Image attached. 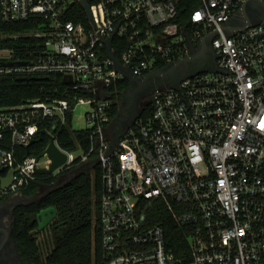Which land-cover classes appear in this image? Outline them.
I'll return each instance as SVG.
<instances>
[{"label":"built area","instance_id":"built-area-1","mask_svg":"<svg viewBox=\"0 0 264 264\" xmlns=\"http://www.w3.org/2000/svg\"><path fill=\"white\" fill-rule=\"evenodd\" d=\"M185 1L192 8L181 18ZM249 1L0 0L4 24L42 21L39 31L8 36L26 43L0 50V78L60 76L64 83L68 76L74 94L73 104L47 98L0 108V196L21 197L42 172L59 177L91 162L101 173L106 264H264V25L242 30L238 17ZM204 43L216 71L156 90L151 117L138 118L114 144L109 89L195 62ZM79 106L89 108L87 153L57 142L63 128L73 129ZM44 126L67 157L54 173L46 151L17 156ZM150 203L184 229L181 259L164 227L149 224Z\"/></svg>","mask_w":264,"mask_h":264},{"label":"trees","instance_id":"trees-1","mask_svg":"<svg viewBox=\"0 0 264 264\" xmlns=\"http://www.w3.org/2000/svg\"><path fill=\"white\" fill-rule=\"evenodd\" d=\"M191 8L192 5L185 1L180 17H187ZM41 22L40 19L33 18L17 24H4L0 17V50L20 49L26 42L10 39L8 36L39 31ZM30 41L34 42L32 39ZM20 79L18 76L0 78V108L20 105L29 100L45 101L47 98L66 99L73 104L74 94L60 76H50L48 80H38V77H30L27 81ZM128 90L127 82L109 89L113 98L110 110L112 120L119 114L122 93H127ZM82 94L84 93H80ZM150 117L151 105L143 111L140 119L146 121ZM44 129L45 126L29 153L25 149L16 150L20 161L28 156L43 157L50 143L49 137L42 134ZM89 137L88 131H75L68 125L58 134L57 142L66 151L87 153L90 147ZM78 168L80 167L76 169ZM91 169L95 172L94 177L87 172L79 173L63 185L52 189L49 187L60 177L74 170L59 177H53L44 171L40 174V179L23 193L22 196L26 198L37 195L40 197L37 202L17 207L14 213L13 238L25 264H106L98 222L101 173L99 165H94ZM42 187H47V190H41ZM49 208L56 209L57 218L49 226L51 247L44 251L36 238L42 232L38 230L37 216L42 210ZM148 216L150 225L161 224L164 227L168 247L181 259L182 251H187L188 248L184 229L178 228L172 222L160 203H150Z\"/></svg>","mask_w":264,"mask_h":264},{"label":"flooded vegetation","instance_id":"flooded-vegetation-1","mask_svg":"<svg viewBox=\"0 0 264 264\" xmlns=\"http://www.w3.org/2000/svg\"><path fill=\"white\" fill-rule=\"evenodd\" d=\"M244 9L250 25L261 24L264 21V6L259 2L247 3L244 5ZM241 17H238L240 22ZM213 54L214 51L207 43L205 56L198 58L195 62H183L176 69L166 70L164 74H150L144 82H141L138 78L131 77L129 90L127 95H125L127 97L124 100L123 98L121 99L119 114L111 126L115 131L111 134L112 137L120 136L128 127L135 123L136 118L140 117L143 111L151 105L152 97L156 90L171 88L172 85L189 76L195 67L213 65ZM39 199L38 195L31 198L0 196V264H25L13 238L14 213L17 207L29 205L30 201L35 200L37 202Z\"/></svg>","mask_w":264,"mask_h":264},{"label":"water","instance_id":"water-1","mask_svg":"<svg viewBox=\"0 0 264 264\" xmlns=\"http://www.w3.org/2000/svg\"><path fill=\"white\" fill-rule=\"evenodd\" d=\"M259 2L260 4H262L264 6V2L261 0H251L247 3H251V2ZM247 3H245L244 5H246ZM244 5L241 9L240 15L243 17V21H245V26L242 27V30L245 29L247 26H249L250 24L248 23V17H247V13L244 9ZM264 25V21L261 23ZM206 48V43H204L203 45V50H205ZM191 59H184L183 62H190ZM181 64V63H180ZM216 71V67L214 65H210V66H205V67H195V69L190 73V76H194L197 73H203V72H215ZM164 74L165 71H154L151 74ZM49 78H38V80H48ZM21 81H27L29 80V78H21ZM71 82L70 77L65 76L64 77V83H68ZM179 82H177L176 84L172 85L171 88H176L178 87ZM127 96H123V100L126 98ZM140 118L137 117L136 120ZM127 130V129H126ZM125 130V131H126ZM125 131L118 137L114 138V144L118 142V140L120 139V137L125 133ZM111 132H115L113 129ZM42 134H45V132H42ZM36 143V140L32 141V143L30 144L29 147L26 148L27 152L29 153V150L31 148L32 145H34ZM46 155L48 156V158L51 160V166L49 169L50 173H54L57 169H59L60 167H62L67 160V157L65 154L61 153L58 148L55 146V143L53 141V139L50 140V144L46 150ZM5 170H0V173L4 172ZM57 218V211L54 208H49L46 210H42L38 216V222L39 224V231L44 230L46 227L49 226L50 223H52L55 219Z\"/></svg>","mask_w":264,"mask_h":264},{"label":"rangeland","instance_id":"rangeland-1","mask_svg":"<svg viewBox=\"0 0 264 264\" xmlns=\"http://www.w3.org/2000/svg\"><path fill=\"white\" fill-rule=\"evenodd\" d=\"M122 102H120L121 105ZM87 111H89V108L86 106H79L76 109L75 115H74V125H73V129L75 131H83L86 130L87 128V124L85 122V114L87 113ZM91 165L92 163H87L84 164L82 166H80V168L74 170L71 173H68L62 177H60L58 179V181L52 185L51 187H49V189H52L54 187H58L63 185L65 182H68L69 180H71L73 177H75L76 175H78L79 173H90L93 177L95 176V172L94 170L91 169ZM12 182V172H9L5 177L2 178V185L3 186H9ZM47 190V187H42L41 190ZM35 202V200L30 201L28 204ZM27 204V203H25ZM36 238L38 239V242L40 243L42 249L45 251L46 249H49L51 247V234L49 231V227H46L44 230H42V232L36 236Z\"/></svg>","mask_w":264,"mask_h":264},{"label":"crops","instance_id":"crops-1","mask_svg":"<svg viewBox=\"0 0 264 264\" xmlns=\"http://www.w3.org/2000/svg\"><path fill=\"white\" fill-rule=\"evenodd\" d=\"M92 166V165H91Z\"/></svg>","mask_w":264,"mask_h":264}]
</instances>
